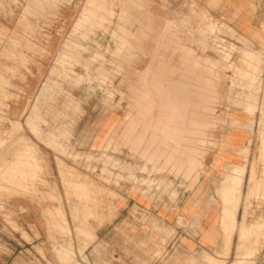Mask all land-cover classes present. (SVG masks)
Listing matches in <instances>:
<instances>
[{
  "label": "rangeland",
  "instance_id": "obj_1",
  "mask_svg": "<svg viewBox=\"0 0 264 264\" xmlns=\"http://www.w3.org/2000/svg\"><path fill=\"white\" fill-rule=\"evenodd\" d=\"M180 1L95 0L96 14L81 20L86 0H0V264H121L116 237L125 245V234L111 239L110 232L132 191L171 207L191 199L195 208L217 209L218 257L204 252L196 264H264V182L256 183L264 177V45L238 26L250 13L264 34V0H245L231 16L222 2ZM220 35L226 45L215 51ZM141 47L181 58L180 166L166 170L108 136L95 146L94 130L83 132L126 108ZM128 49L135 56L127 58ZM61 89L80 102L72 119H53ZM147 111L144 104L139 113ZM243 129L248 152L238 138ZM207 156L230 162L214 172ZM211 175L215 187L205 185ZM222 185L231 192L227 203ZM169 241L151 254L170 256Z\"/></svg>",
  "mask_w": 264,
  "mask_h": 264
},
{
  "label": "crops",
  "instance_id": "obj_2",
  "mask_svg": "<svg viewBox=\"0 0 264 264\" xmlns=\"http://www.w3.org/2000/svg\"><path fill=\"white\" fill-rule=\"evenodd\" d=\"M226 1L228 0H223L224 3L220 0L212 2H222L219 7L226 15L231 16L233 7L224 10ZM137 55L142 56L143 60L141 64L132 67L126 108L96 119L97 123L93 128L87 123L83 132L87 134L94 130L95 146H99L108 136L106 141L114 139L131 149L141 151L149 159H156L155 164H151L160 168L159 170L171 168L169 164L176 165V162V166H180L175 155L181 153V146L176 145L177 137H181V126L177 122L182 120L180 109L183 76L180 55L171 54L165 49L146 50L142 47L138 49ZM144 104L148 106L147 113H139ZM141 121L144 129L140 124L137 126V122ZM169 139L175 144L170 145ZM232 153L235 154L234 151ZM225 157L226 159L219 160L220 158L207 156L206 162L214 172H220L222 166L224 168L230 162L227 161L229 157ZM217 163L218 166L214 167ZM165 174L166 171L159 175ZM212 178L214 180L213 175L205 185H213ZM190 201L191 199L181 206L172 201L174 207H171L160 204L159 198H153L147 191L144 194L132 191L127 196L126 205L117 210L114 221L117 223L111 226L114 230L110 232L111 239L114 234H125V245L116 237L117 250L123 252L121 255L117 251L121 264H196V260L204 252L218 257L223 231L221 225L219 227L221 220L217 224L215 218L220 214L214 208H195ZM168 239L171 258L168 256L161 259L151 254V249L159 248Z\"/></svg>",
  "mask_w": 264,
  "mask_h": 264
},
{
  "label": "bare ground",
  "instance_id": "obj_3",
  "mask_svg": "<svg viewBox=\"0 0 264 264\" xmlns=\"http://www.w3.org/2000/svg\"><path fill=\"white\" fill-rule=\"evenodd\" d=\"M129 1H131V0H129ZM173 1V0H172ZM184 1V0H183ZM189 1V0H188ZM187 1V2H188ZM215 1V0H214ZM182 2V0L180 1V3ZM186 2V1H185ZM210 2V1H209ZM219 2V1H218ZM222 2H223V0H222ZM230 2H232V3H230ZM229 2V0L228 1H226V3L224 4V10H228L227 8H231V7H233V8H236V9H241V8H243L244 7V5H246L245 4V0H232V1H230ZM136 3H137V1H136ZM168 3V2H167ZM173 3V2H172ZM179 3V2H178ZM191 3V2H190ZM224 3V2H223ZM186 4V3H185ZM184 4V5H185ZM221 4V3H220ZM231 4H234L233 6L231 5ZM141 5V4H140ZM140 5H138V6H140ZM170 5H171V3H170ZM169 5V6H170ZM183 5V4H182ZM183 5V6H184ZM191 5V4H190ZM137 6V5H136ZM181 6V5H180ZM182 6V7H183ZM126 7H127V9H133L134 7L130 4V2H129V4H126ZM141 7V6H140ZM171 7V6H170ZM189 7V6H188ZM184 8V7H183ZM169 9V8H168ZM191 9V8H190ZM97 9H96V7H95V0H86V2H85V5H84V7H83V9H82V12H81V20L83 19V18H86V16H91V15H89V14H96V11ZM173 10V9H172ZM195 10V9H194ZM197 10V9H196ZM169 11V10H168ZM171 11V10H170ZM169 11V12H170ZM177 12V11H176ZM182 12V11H181ZM199 12V11H198ZM174 13H175V11H174ZM187 13V12H186ZM181 14V13H180ZM185 14V13H184ZM169 15V14H168ZM196 14H194V16H195ZM233 15H234V12H233ZM252 15V14H251ZM82 16H83V18H82ZM183 16V15H182ZM191 16V15H190ZM177 17V16H176ZM184 17V16H183ZM192 17V16H191ZM251 17H250V13H247L243 18H242V22H241V18L238 20V26L240 27V29L242 28V30H244L248 35H251L253 38H256L259 42H261L263 45H264V34H262V33H260L258 30H256V29H254L253 28V26H251V21L249 20ZM170 20V19H169ZM176 20H178V18L176 19ZM175 20V21H176ZM180 20V19H179ZM183 20H185V19H183ZM189 20H191V19H189ZM188 20V21H189ZM82 22V21H81ZM174 22V21H173ZM172 22V23H173ZM177 22H179V21H176V23ZM183 22V21H182ZM172 23L171 22H169V21H167V27H169V26H171L172 25ZM176 23H175V25H176ZM180 23H181V21H180ZM179 23V24H180ZM205 23V22H204ZM178 24V23H177ZM178 24V25H179ZM183 24V23H182ZM184 24H185V22H184ZM192 25V24H191ZM177 26V25H176ZM196 26V25H195ZM179 28H181L180 26H179ZM182 28H183V26H182ZM181 28V29H182ZM184 30V29H183ZM211 30V29H210ZM215 30V29H214ZM218 30V29H217ZM216 30V31H217ZM191 31V30H190ZM195 31V30H194ZM183 32V31H182ZM181 32V33H182ZM212 32V31H211ZM185 33V32H184ZM191 33H193L194 34V32H191ZM213 33H214V31H213ZM223 33V32H222ZM221 33V34H222ZM145 30H142L140 33H139V38L141 37V39L139 40V41H141L142 40V38L145 36ZM189 34V33H188ZM216 34V33H215ZM227 34V33H226ZM148 35V34H147ZM228 35V34H227ZM189 36H191V35H189ZM196 36V35H195ZM188 39H190V38H188ZM193 39V38H192ZM213 40H214V42H217V40H219L218 42H220V41H223L224 42V44L223 45H226L225 43H226V40H223L222 39V37H221V35L220 36H216V38H213ZM124 43V42H123ZM139 43L140 42H138L137 44L139 45ZM220 43H222V42H220ZM131 43H130V41H128L127 40V43H124V46H129ZM133 45V44H132ZM137 45V47H139ZM229 44H227V46H228ZM134 46V45H133ZM135 49V48H134ZM133 49V50H134ZM212 49H215V47H213ZM128 51L130 52V49H128ZM216 51V50H215ZM136 52V51H135ZM123 53V52H122ZM220 54H224L223 52H221ZM124 55V54H123ZM134 54H132L131 52L130 53H128L127 54V58L128 57H130V58H132V56H133ZM225 56V55H224ZM125 60H127V59H125ZM211 63V62H210ZM2 65V64H1ZM224 65V64H223ZM10 66V65H9ZM196 66V68H203L202 70H205V69H207V63H205V64H202L200 61H195L194 62V67ZM218 65H216V67H217ZM225 66V65H224ZM224 66H222V67H224ZM229 67V66H228ZM227 67V68H228ZM218 68H220V67H218ZM210 69V68H209ZM236 71L237 69H233V70H231L232 72L233 71ZM4 71V70H3ZM234 71V72H235ZM5 72V71H4ZM219 72V71H218ZM216 73H217V71H216ZM237 73V72H236ZM235 73V74H236ZM219 74V73H218ZM234 74V73H233ZM234 74V75H235ZM3 75V74H2ZM223 76H224V74H223ZM237 76V75H236ZM80 78H81V76H80ZM201 78V77H200ZM231 78V77H230ZM233 78V77H232ZM5 79V78H4ZM231 80V79H230ZM1 82V81H0ZM233 82V81H232ZM3 84V83H2ZM48 85V84H47ZM227 91V90H226ZM60 92H62V95H63V97H62V104H61V110H60V112H56L55 114H54V120H59L61 117L60 116H62V119H67L68 117H71L70 119H72V118H74V116L76 115V113L78 112V110H79V100H77V98L73 95V94H70V93H68V92H66V91H64L63 89H61L60 91H59V93ZM182 92L183 93H185V90L184 89H182ZM224 92H225V90H224ZM58 95V94H57ZM118 100V99H117ZM116 100V101H117ZM180 111H181V109H180ZM104 112H106V111H104ZM59 118V119H58ZM246 120L245 121H248V122H250L249 120H248V118L246 117L245 118ZM180 123L181 124H183L184 122L183 121H180ZM66 124H69V123H66ZM63 128H64V125L62 126ZM243 132H244V134H242L241 135V137H238L239 139H241V149H244L246 152H248V149H246L247 147V131L248 130H246L245 131V129H243L242 130ZM67 132V131H66ZM226 138H229V137H226ZM97 139L99 140L100 138L99 137H97ZM97 139H96V141L95 142H97ZM250 139V138H249ZM262 148V147H261ZM241 162H242V160H241ZM263 171V170H262ZM252 180L253 181H255V179H254V176L252 177ZM258 181V180H257ZM263 182H264V177H263V179H262V181H260V183L259 182H256L257 183V185H258V187L259 186H261V185H263ZM218 194H219V196H220V198L224 201V200H227V198L229 199V196H230V194H231V192H227L226 190H225V188H224V186L222 185L220 188H219V190H218ZM225 202V201H224ZM225 203H227V202H225ZM226 212V211H225ZM233 228H236L237 229V227H233ZM243 235H244V233H243ZM242 243H243V245H246V239L242 242V240L239 242V244H238V248H240L241 246H242ZM243 251H241V253H242Z\"/></svg>",
  "mask_w": 264,
  "mask_h": 264
},
{
  "label": "built area",
  "instance_id": "obj_4",
  "mask_svg": "<svg viewBox=\"0 0 264 264\" xmlns=\"http://www.w3.org/2000/svg\"><path fill=\"white\" fill-rule=\"evenodd\" d=\"M219 40H217V42H214V40L212 41V46L213 45H216V47L215 46H213V47H215V49L217 48V49H223V44H224V42L222 41V43H220V42H218ZM214 49V50H215ZM218 51V53H221L222 51H220V50H217Z\"/></svg>",
  "mask_w": 264,
  "mask_h": 264
}]
</instances>
